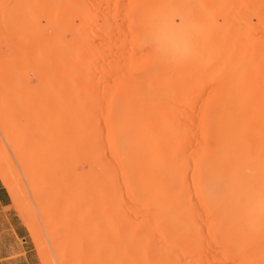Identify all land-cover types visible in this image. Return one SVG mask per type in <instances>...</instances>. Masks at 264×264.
Segmentation results:
<instances>
[{"label": "bare ground", "instance_id": "bare-ground-1", "mask_svg": "<svg viewBox=\"0 0 264 264\" xmlns=\"http://www.w3.org/2000/svg\"><path fill=\"white\" fill-rule=\"evenodd\" d=\"M87 7L80 12L86 51L111 47L101 55L111 61L98 67L121 74L115 46H129L119 52L126 56V85L107 119L96 111L98 97L85 92L80 136L92 160L83 184L96 194L46 200L44 218L70 239L95 231L97 211L114 233L126 235V246H158V235L188 237L178 241L184 253L186 246L194 257L200 252L197 264L217 258L211 252L202 259L211 250L242 252L236 264H264V0H112L111 8ZM123 124L126 140H115ZM6 176L0 172L16 195ZM192 243L209 249L200 246L196 254Z\"/></svg>", "mask_w": 264, "mask_h": 264}, {"label": "rangeland", "instance_id": "rangeland-1", "mask_svg": "<svg viewBox=\"0 0 264 264\" xmlns=\"http://www.w3.org/2000/svg\"><path fill=\"white\" fill-rule=\"evenodd\" d=\"M92 1L0 0V172L17 191L14 195L0 177V186L9 195L0 203V264H179V260L197 264L201 257L198 249L205 242L192 243L198 246H193L197 248L194 252H199L196 257L188 249L192 247L186 246L184 253L183 240L178 241L184 237L158 235L168 241H154L158 246L139 243V249L127 247L126 235L114 233L109 217L100 220L97 211L91 221L94 232L72 234L68 239L60 224L49 223L43 216L46 200H77L96 194L94 188L86 189L83 184L92 160L80 136L85 92L98 97L96 111L107 119L117 110L115 104L126 85V56L119 52L129 46H115L117 54L123 56L113 60L121 68L119 74L118 68L119 72L98 67L111 61L101 56L111 47L106 52L88 53L83 44L81 9L112 6V0ZM121 15L118 20L126 22V15ZM95 80L102 83L95 84ZM104 138L105 148L111 152L114 147L111 149L105 128ZM115 140H126V124L117 130ZM222 244L219 242V248L225 249ZM223 251H208L202 259L214 254L217 258L211 257L209 264H236L234 259L244 256L242 252L233 255Z\"/></svg>", "mask_w": 264, "mask_h": 264}, {"label": "crops", "instance_id": "crops-1", "mask_svg": "<svg viewBox=\"0 0 264 264\" xmlns=\"http://www.w3.org/2000/svg\"><path fill=\"white\" fill-rule=\"evenodd\" d=\"M7 191L4 189V187L0 186V203L4 204L5 199L8 197Z\"/></svg>", "mask_w": 264, "mask_h": 264}]
</instances>
